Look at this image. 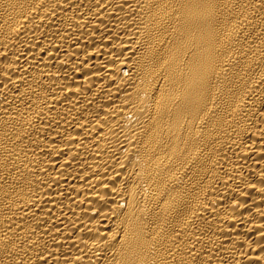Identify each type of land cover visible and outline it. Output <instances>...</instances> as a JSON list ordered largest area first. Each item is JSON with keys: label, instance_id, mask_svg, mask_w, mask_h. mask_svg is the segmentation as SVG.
I'll list each match as a JSON object with an SVG mask.
<instances>
[{"label": "bare ground", "instance_id": "bare-ground-1", "mask_svg": "<svg viewBox=\"0 0 264 264\" xmlns=\"http://www.w3.org/2000/svg\"><path fill=\"white\" fill-rule=\"evenodd\" d=\"M0 264H264V0H0Z\"/></svg>", "mask_w": 264, "mask_h": 264}]
</instances>
